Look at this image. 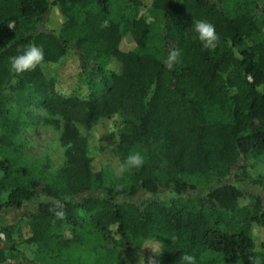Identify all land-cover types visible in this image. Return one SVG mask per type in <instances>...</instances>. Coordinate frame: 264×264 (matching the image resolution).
Masks as SVG:
<instances>
[{
	"label": "trees",
	"instance_id": "16d2710c",
	"mask_svg": "<svg viewBox=\"0 0 264 264\" xmlns=\"http://www.w3.org/2000/svg\"><path fill=\"white\" fill-rule=\"evenodd\" d=\"M198 20L215 26L214 51ZM29 45L44 62L17 76L10 58ZM30 105L60 129L55 171L15 138ZM100 127L110 147L94 142ZM132 151L144 166L120 173ZM258 165L264 0H0V213L14 220L0 225V264H181L185 252L264 264Z\"/></svg>",
	"mask_w": 264,
	"mask_h": 264
},
{
	"label": "rangeland",
	"instance_id": "374dc122",
	"mask_svg": "<svg viewBox=\"0 0 264 264\" xmlns=\"http://www.w3.org/2000/svg\"><path fill=\"white\" fill-rule=\"evenodd\" d=\"M233 5H238V4H233ZM243 5L244 4H242L241 6ZM141 13L139 14H141L142 16L144 15L147 16L145 11ZM125 44L127 46L132 47L134 45V41L131 38H128L125 40ZM27 115L31 118V120L25 125V127L20 132L15 134V138L18 140V143H20L27 152L33 155L48 157L52 162L51 171L57 170L63 164V152H64V149L61 147L60 142H59L60 129L55 128L50 124H43L39 120L38 117L45 116L46 111L37 105H30ZM77 127L81 135L87 134V131L81 124H77ZM105 131L108 132V129L105 127H100L96 131V138H99V139H94V142L99 141L104 145L107 144V147H110L112 144L110 140L107 138ZM108 136H109V132H108ZM101 156L102 158H104L109 155L108 153L106 155L100 153L99 157ZM109 158H110V162L112 163L111 166L115 167L116 160L113 159L112 157H109ZM254 168L255 169L253 170L249 168L251 170L249 172L252 175L264 172V167L262 166L258 165ZM9 222H14L13 217H7L6 213L2 211L0 213V225L3 223H9ZM28 233H29L28 227H26L25 225H22L21 228H19L18 231L15 232L14 238L16 241L23 240L24 238L28 236ZM0 238L3 239L2 234L0 235ZM108 244H109L108 242H105L106 246H108Z\"/></svg>",
	"mask_w": 264,
	"mask_h": 264
},
{
	"label": "clouds",
	"instance_id": "9594fccd",
	"mask_svg": "<svg viewBox=\"0 0 264 264\" xmlns=\"http://www.w3.org/2000/svg\"><path fill=\"white\" fill-rule=\"evenodd\" d=\"M11 27V26H10ZM193 31L196 38L200 41L202 48L208 51H214L220 42V37L215 30V26L208 21L198 20L193 24ZM180 59L179 50H173L169 54L170 61ZM44 62V50L36 45H29L18 55L10 58V71L17 76L27 72H32ZM145 157L137 151L130 152L119 167V172L124 173L132 169H140L144 166ZM62 215V213H59ZM34 249V246H33ZM163 249H159L161 252ZM181 264H197V257L191 253L185 252L180 256ZM258 264V262H257Z\"/></svg>",
	"mask_w": 264,
	"mask_h": 264
}]
</instances>
